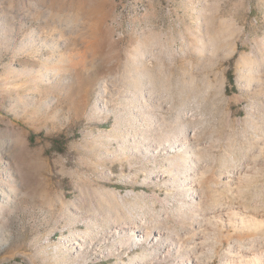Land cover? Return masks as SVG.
<instances>
[{
    "label": "rangeland",
    "instance_id": "374dc122",
    "mask_svg": "<svg viewBox=\"0 0 264 264\" xmlns=\"http://www.w3.org/2000/svg\"><path fill=\"white\" fill-rule=\"evenodd\" d=\"M242 238L264 0H0V264H235Z\"/></svg>",
    "mask_w": 264,
    "mask_h": 264
},
{
    "label": "bare ground",
    "instance_id": "6f19581e",
    "mask_svg": "<svg viewBox=\"0 0 264 264\" xmlns=\"http://www.w3.org/2000/svg\"><path fill=\"white\" fill-rule=\"evenodd\" d=\"M124 32H123V29H120L119 31H117V37L119 39H121L122 37H124ZM195 134V132H194ZM197 158H195V156L192 157V162H194L195 164L197 163V161L199 160H196ZM193 164V163H192ZM194 164V165H195ZM199 164V163H197ZM197 166V165H196ZM238 179V178H237ZM231 209V208H230ZM240 210V209H239ZM243 210V209H242ZM242 210H240L241 212H238V213H234V216H230V215H225L224 217L226 219H223L222 218V224L224 226L227 225V226H230V227H234L235 229H238V228H243V226L246 224L247 225V219L244 217L245 213L242 212ZM245 210V209H244ZM237 212V211H236ZM248 213V212H247ZM228 214V212L226 213ZM240 215L243 216V218H239L238 221H235V219ZM249 215V213H248ZM220 217V216H219ZM249 217V216H248ZM252 217V216H251ZM250 217V218H251ZM218 219V218H217ZM240 219L242 221H240ZM216 220V218H215ZM219 220V219H218ZM255 220V219H254ZM221 221V220H219ZM256 221V220H255ZM216 222V221H215ZM252 222V221H251ZM257 222V221H256ZM254 222V223H256ZM220 223V222H219ZM249 223V222H248ZM258 223V222H257ZM218 224V223H216ZM251 225H254L252 223H250ZM240 225V226H239ZM245 225V226H246ZM249 225H247L248 227ZM250 227V226H249ZM255 227V226H254ZM241 228V229H242ZM245 229V228H244ZM245 240L244 238H242L240 241H234L235 242V246L232 244V247L235 248V250L232 252V255H230V258H233L236 260L235 264H264V241L262 240H259V238H254V240H250V241H247L245 243ZM231 247V248H232ZM230 248V249H231ZM234 264V262H233Z\"/></svg>",
    "mask_w": 264,
    "mask_h": 264
}]
</instances>
